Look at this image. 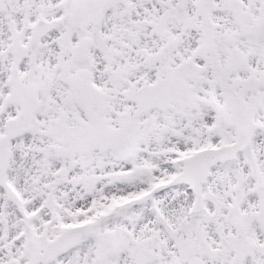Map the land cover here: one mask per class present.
<instances>
[{"label": "snow or ice", "instance_id": "6c2138e0", "mask_svg": "<svg viewBox=\"0 0 264 264\" xmlns=\"http://www.w3.org/2000/svg\"><path fill=\"white\" fill-rule=\"evenodd\" d=\"M0 264H264V0H0Z\"/></svg>", "mask_w": 264, "mask_h": 264}]
</instances>
